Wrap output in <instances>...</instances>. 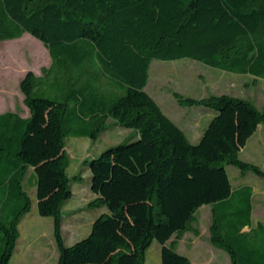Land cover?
Segmentation results:
<instances>
[{
	"label": "trees",
	"instance_id": "obj_1",
	"mask_svg": "<svg viewBox=\"0 0 264 264\" xmlns=\"http://www.w3.org/2000/svg\"><path fill=\"white\" fill-rule=\"evenodd\" d=\"M262 1L0 0V40L28 32L45 44L56 65L81 66L94 56L101 71L125 89L104 112L139 132L135 140L88 161L91 189L98 195L91 205L107 211L95 218L86 237L66 244L62 206L73 195L66 137L95 138L105 124L73 128L75 111L89 101L88 85L72 88V83L69 93L78 95L69 107V100L37 89L36 76L28 71L20 86L30 116L0 114V264H11L19 223L32 207L23 184L30 167L38 211L54 219L57 264H145L154 240L162 245V264H191L177 251L178 240H170L191 228L204 204L212 205L211 242L229 253L232 264H264V223L252 224V190L234 189L226 168L234 164L264 176L239 155L264 123V109L226 93L200 99L175 93L184 104L215 111L201 139L192 143L145 89L153 59L190 57L264 78ZM89 110L92 117L96 108Z\"/></svg>",
	"mask_w": 264,
	"mask_h": 264
},
{
	"label": "rangeland",
	"instance_id": "obj_2",
	"mask_svg": "<svg viewBox=\"0 0 264 264\" xmlns=\"http://www.w3.org/2000/svg\"><path fill=\"white\" fill-rule=\"evenodd\" d=\"M263 4L264 0L258 6ZM28 71H32L36 76V85L47 90L51 88L54 78L57 77L58 82H62L64 93L68 90L69 81L75 80L82 84L88 83L97 96L103 99V102L96 106L91 118L87 115V111L79 116L76 115L73 126L76 130H85L93 125L96 127L103 120L105 126L97 137L80 135L66 137L65 153L68 160L66 170L72 179L75 193L62 208V231L66 244H70L86 237L91 231L92 219L107 211L106 206L91 205L98 195L92 191L89 183L91 174L87 165L89 153L99 156L108 147L135 140L136 133L133 128L121 125L104 112V105L121 96L125 89L101 72L94 56L86 59L81 66L67 63L59 66L53 64L52 56L45 44L28 32L16 38L0 40V88L5 83L10 111L27 114L30 109L20 86L21 80ZM145 89L155 95L163 110L180 125L184 132L188 133V139L192 143L199 141L198 132L203 131L208 125L214 110L204 105L184 104L179 101L175 93L184 98L197 99L211 94L226 93L243 97L253 102L259 110L264 109V78L223 70L190 57L174 60L153 59ZM68 103L71 107L72 103L70 101ZM76 113L78 114V110ZM252 150L253 146L249 145L240 157L254 155ZM254 157L256 161H261L257 165L264 171V155L261 159L259 156ZM226 168L234 189L237 190L241 185L246 184L252 190V224L256 226L258 222L264 223V176L258 175L251 169L242 171L234 164H227ZM31 171L30 168L26 171L24 189L31 197L32 207L19 224L20 237L11 264H57L59 249L53 233V217L42 216L38 211ZM213 222L212 206L204 204L194 213L190 222L191 228L183 232V235L193 233L199 235L205 243L214 245L210 239ZM225 228L224 233L227 231ZM182 236L178 238L174 235L170 241L177 239V247ZM150 246L146 264H158L159 259L154 256L155 251L159 249V242L154 240ZM213 250L212 264H232L225 249L217 246Z\"/></svg>",
	"mask_w": 264,
	"mask_h": 264
},
{
	"label": "crops",
	"instance_id": "obj_3",
	"mask_svg": "<svg viewBox=\"0 0 264 264\" xmlns=\"http://www.w3.org/2000/svg\"><path fill=\"white\" fill-rule=\"evenodd\" d=\"M50 52V50H49ZM51 55V53H50ZM53 59V58H52ZM54 64V62H53ZM61 66V65H59ZM101 69V68H100ZM102 72V71H101ZM114 81V80H113ZM75 82L76 84L74 86H72V88L74 87H78V86H83V85H88L89 86V95L88 97L86 98V100L88 99L89 101H86V106H84L83 108H77L78 110V114L76 113L75 111V119H76V115L79 116V114L81 115V113H85L86 111L89 112L87 113V115L91 118L90 116V110H89V107L90 106H93L94 108H96L97 104L95 105V102H100V101H103V99L99 98L97 96V94L92 90V87L88 84V83H78L77 81L75 80H70L69 83H68V90L67 92H63L62 89H63V86L61 85L62 82H58V78H54V81L52 83V85L50 86L51 88L49 90H47V88H43V87H39L36 85L37 89L45 92L47 95H50L52 97H55V98H59L60 100H63V101H70L72 103V106H73V103H74V99L76 98V96L78 95V92H74V91H71L73 92L72 94L69 93L70 90H72V88L70 89V86L72 85V83ZM116 82V81H114ZM118 83V82H117ZM119 84V83H118ZM120 85V84H119ZM148 91V90H147ZM149 92V91H148ZM153 98L159 103V101L156 99L155 95H153V93L149 92ZM25 96V95H24ZM159 105L161 106L162 110H163V107L162 105L159 103ZM9 107V104L7 102V88H6V85L5 83H3V86L2 88H0V114L2 113H6V112H13V113H17V112H14V111H10V109H8ZM82 110V111H81ZM164 111V110H163ZM165 112V111H164ZM30 109L29 111L27 112V114H20V113H17L18 115H20L21 117H24V118H27L30 116ZM166 113V112H165ZM215 114V111L212 113V117L214 116ZM166 115H168L166 113ZM169 116V115H168ZM170 117V116H169ZM211 117V118H212ZM171 118V117H170ZM172 119V118H171ZM173 120V119H172ZM211 120V119H210ZM174 121V120H173ZM175 122V121H174ZM176 123V122H175ZM177 124V123H176ZM178 126H180L179 124H177ZM207 127V126H206ZM205 127V129H206ZM181 128V127H180ZM192 129V128H191ZM205 129H203V131H199V140L201 139ZM107 130V129H106ZM105 130V131H106ZM135 130V129H134ZM191 133H193L192 130H190ZM135 138L139 137V132L137 130H135ZM186 133V131H185ZM188 133H186V136L188 137L187 135ZM80 136H87V135H80ZM189 138V137H188ZM197 143V142H196ZM249 145H252L253 146V150H252V154L254 155H245L244 157L242 156L241 158L246 160V161H249V162H254L256 164H260L258 162H261V161H256L255 157L254 156H259V159L262 158V156L264 155V124L263 123H260L258 125V128L257 130L254 132V134L248 139L246 145L240 150V156H241V153L243 151H245V149L247 147H249ZM263 146V147H262ZM91 156V157H90ZM94 157H97L96 155H94V153H89L88 155V159L90 160L91 158H94ZM88 160V161H89ZM87 165H88V162H87ZM89 167V165H88ZM30 169H32L31 171V178H32V183H33V186L35 188V193H36V198H37V184H36V176H35V168L34 167H30ZM90 169V168H89ZM25 183V182H24ZM23 183V184H24ZM89 183H90V187H91V174L89 175ZM246 185V184H244ZM71 186H72V190H73V195H74V186L72 184V179H71ZM242 186V185H241ZM25 187V186H24ZM96 194V193H95ZM72 195V197H73ZM68 199L62 206V208L64 207V205L66 203H68L71 199ZM37 202H38V199H37ZM211 205V204H209ZM212 206V205H211ZM199 209V208H198ZM105 212V211H104ZM23 218V217H22ZM95 219H92V223ZM21 222V221H20ZM20 224V223H19ZM53 225H54V219H53ZM53 233H54V230H53ZM191 235V236H190ZM190 235H187L186 233L182 236V238L179 239V243H178V246L176 247L177 251L182 253V254H185L187 255L190 260H191V264H212L213 261H214V258H213V254L212 252H214L213 249H216L215 245H212V244H207L205 243V241H203L199 235H195L193 233H190ZM20 237V236H19ZM18 241H19V238H18ZM17 241V243H18ZM74 243V242H73ZM73 243H70V244H73ZM153 243V242H152ZM17 246V245H16ZM151 247V246H150ZM149 247V248H150ZM148 248V249H149ZM161 249H162V245L159 243V249L158 251L156 250L155 251V256L154 258L156 259H159L158 260V264H162V261H161ZM148 251V250H147ZM228 253V252H227ZM229 255V253H228ZM13 256V255H12ZM230 257V255H229ZM146 260H147V255H146ZM145 264H146V261H145Z\"/></svg>",
	"mask_w": 264,
	"mask_h": 264
}]
</instances>
